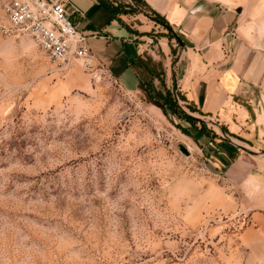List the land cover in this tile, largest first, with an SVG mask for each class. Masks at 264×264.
Wrapping results in <instances>:
<instances>
[{
    "label": "rangeland",
    "instance_id": "obj_1",
    "mask_svg": "<svg viewBox=\"0 0 264 264\" xmlns=\"http://www.w3.org/2000/svg\"><path fill=\"white\" fill-rule=\"evenodd\" d=\"M211 1L242 9L264 53V0ZM158 32L174 60L183 41ZM154 60L126 90L0 32V264H264V136L220 122L240 106L264 130V88L208 119Z\"/></svg>",
    "mask_w": 264,
    "mask_h": 264
},
{
    "label": "crops",
    "instance_id": "obj_2",
    "mask_svg": "<svg viewBox=\"0 0 264 264\" xmlns=\"http://www.w3.org/2000/svg\"><path fill=\"white\" fill-rule=\"evenodd\" d=\"M65 1L93 54L107 67L109 79L126 90L143 84L140 61L147 56L163 59V76L172 82L177 97L208 119H216L245 87L264 88V53L253 50L257 31L242 22V9L237 14L211 0H143L149 12L160 15L171 26L169 32L183 41V51L173 60L169 40L157 36L161 25L132 8L129 0H122L123 9L114 0ZM235 113L221 114V125L231 122V127L224 125L238 137L247 129L252 136H264L263 129L248 126L247 110L238 106Z\"/></svg>",
    "mask_w": 264,
    "mask_h": 264
},
{
    "label": "built area",
    "instance_id": "obj_3",
    "mask_svg": "<svg viewBox=\"0 0 264 264\" xmlns=\"http://www.w3.org/2000/svg\"><path fill=\"white\" fill-rule=\"evenodd\" d=\"M65 0H0V32L28 36L57 72L74 64L93 82L110 78L107 67L93 54L88 36L81 33Z\"/></svg>",
    "mask_w": 264,
    "mask_h": 264
},
{
    "label": "trees",
    "instance_id": "obj_4",
    "mask_svg": "<svg viewBox=\"0 0 264 264\" xmlns=\"http://www.w3.org/2000/svg\"><path fill=\"white\" fill-rule=\"evenodd\" d=\"M135 1L141 3L143 7H145L147 10H149L147 4H146L143 0H135ZM149 11H151V10H149ZM151 14L153 15V19H154L155 21H157L158 24L162 25V26L165 27L167 30L172 29L171 26H170V25H169V24H168V23H167V22H166V21L160 16V15H158L157 13H154V12H151ZM171 33H172V32H171ZM172 34H173V33H172ZM174 37H175V36H174Z\"/></svg>",
    "mask_w": 264,
    "mask_h": 264
},
{
    "label": "water",
    "instance_id": "obj_5",
    "mask_svg": "<svg viewBox=\"0 0 264 264\" xmlns=\"http://www.w3.org/2000/svg\"><path fill=\"white\" fill-rule=\"evenodd\" d=\"M238 12H241V10H238Z\"/></svg>",
    "mask_w": 264,
    "mask_h": 264
}]
</instances>
